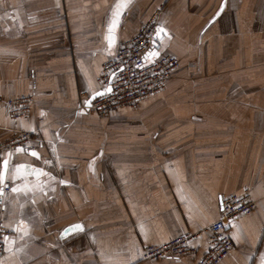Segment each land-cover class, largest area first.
Wrapping results in <instances>:
<instances>
[{
    "label": "crops",
    "instance_id": "obj_1",
    "mask_svg": "<svg viewBox=\"0 0 264 264\" xmlns=\"http://www.w3.org/2000/svg\"><path fill=\"white\" fill-rule=\"evenodd\" d=\"M154 13L178 67L136 108L90 112L103 64ZM20 94L35 103L12 119ZM23 129L34 147L0 154L1 264H197L220 197L243 189L256 208L218 264H264V0H0V142ZM199 231L194 255L142 256Z\"/></svg>",
    "mask_w": 264,
    "mask_h": 264
},
{
    "label": "built area",
    "instance_id": "obj_2",
    "mask_svg": "<svg viewBox=\"0 0 264 264\" xmlns=\"http://www.w3.org/2000/svg\"><path fill=\"white\" fill-rule=\"evenodd\" d=\"M157 27L158 14L154 13L141 25L138 34L123 41L116 55L106 60L99 76L104 91L86 105L90 112L106 116L122 106L135 108L145 97L164 88L179 62L172 54L156 51ZM34 103L35 97L32 94H20L8 98L4 110L8 117L19 119L31 113ZM37 139L35 131H14L0 142V154L16 147L33 148ZM11 186L9 182L0 184V264L5 253V240L12 234L3 218L4 194ZM255 208L256 200L248 189L223 194L220 197L218 219L205 228L208 247L198 258L197 264H218L233 247L227 224L251 213ZM201 234L200 231L184 232L161 244L144 245L142 256L146 260H158L170 256L194 255L196 247L192 242Z\"/></svg>",
    "mask_w": 264,
    "mask_h": 264
},
{
    "label": "snow or ice",
    "instance_id": "obj_3",
    "mask_svg": "<svg viewBox=\"0 0 264 264\" xmlns=\"http://www.w3.org/2000/svg\"><path fill=\"white\" fill-rule=\"evenodd\" d=\"M96 95H101V93H97ZM87 103H91V101H87ZM34 156L37 155V153H32ZM76 228H79L80 226H74Z\"/></svg>",
    "mask_w": 264,
    "mask_h": 264
},
{
    "label": "water",
    "instance_id": "obj_4",
    "mask_svg": "<svg viewBox=\"0 0 264 264\" xmlns=\"http://www.w3.org/2000/svg\"><path fill=\"white\" fill-rule=\"evenodd\" d=\"M108 91H110V88H108Z\"/></svg>",
    "mask_w": 264,
    "mask_h": 264
},
{
    "label": "rangeland",
    "instance_id": "obj_5",
    "mask_svg": "<svg viewBox=\"0 0 264 264\" xmlns=\"http://www.w3.org/2000/svg\"><path fill=\"white\" fill-rule=\"evenodd\" d=\"M136 108V107H135Z\"/></svg>",
    "mask_w": 264,
    "mask_h": 264
}]
</instances>
